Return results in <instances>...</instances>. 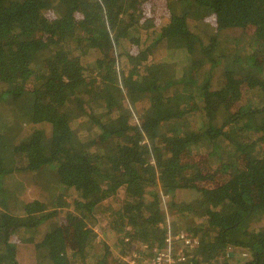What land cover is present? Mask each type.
Here are the masks:
<instances>
[{
  "label": "trees",
  "instance_id": "obj_1",
  "mask_svg": "<svg viewBox=\"0 0 264 264\" xmlns=\"http://www.w3.org/2000/svg\"><path fill=\"white\" fill-rule=\"evenodd\" d=\"M141 1L0 0V264H24L19 247L38 240L35 264H104L111 251L94 253L102 216L121 249L114 264H152L184 220L206 240L178 241L180 263L264 264V0H170L180 7L161 30L143 22ZM206 14L212 28L198 22ZM164 41L185 53L175 73L143 65ZM95 48L102 56L90 59ZM193 61L207 68L202 83L190 79ZM175 86L194 87L210 120L192 124ZM141 100L157 118L135 125L129 103ZM37 172L58 190L57 208L32 199L10 210L6 183Z\"/></svg>",
  "mask_w": 264,
  "mask_h": 264
},
{
  "label": "rangeland",
  "instance_id": "obj_2",
  "mask_svg": "<svg viewBox=\"0 0 264 264\" xmlns=\"http://www.w3.org/2000/svg\"><path fill=\"white\" fill-rule=\"evenodd\" d=\"M180 7V4L175 3L174 4V8L171 4L170 0H142L141 4H140V9L142 11H140V15L142 14L144 17V20L149 21L148 23L150 25H152L154 28H158L159 30H161L164 26H166L171 19V13H177L178 9ZM46 14H50V16L56 17L57 13L54 9L49 10ZM198 22L200 24H205L208 27L212 28V16L210 14H206L205 16L203 15H196ZM151 18V19H148ZM167 42L164 41L163 43H161L158 47H157V53H155V55H150L148 60L143 62V65L147 64V63H154L158 60L164 62V64L167 66V68L172 72L175 73V71L173 70L174 68L177 69V67H180L181 63H185L186 62V58H185V53L184 52H173V49L168 50V45L166 44ZM127 47H128V41L123 40V43L119 46H117V44L115 45L114 43V52H113V57L115 58V63H116V68H117V72L121 74L122 71V66L120 64L119 61V56L120 54L124 51H127ZM130 51H132V53H137L138 51L134 50V45L130 46ZM98 56H102L101 52L99 50H97V48L94 49V51L92 52V54L90 53L89 57L90 59H95ZM117 61V62H116ZM171 68V69H170ZM126 73L129 72V68H126ZM207 68L205 67V69H199V65L198 63H195L193 61L192 66L190 67V79L192 82L194 83H202L204 80V71H206ZM219 77L218 74H216L215 78H213V82L214 85L219 84L220 82L223 83V80ZM180 86H175L170 88V90H168L169 92H173L176 91V93L179 95V103L181 104V107H183L185 105V103H189V114L187 115V117L191 120L192 124L193 121L198 122V118H204L205 120H210L209 115H212V113H209L207 109L204 108V104H203V97H200V93L196 92V89L194 87H192L195 90V93L190 94L187 93L181 89H179ZM116 98L120 101L125 103L126 101H128V97L126 94V90L122 87V89L119 92H116L115 94ZM100 97V96H99ZM100 99H98L99 102ZM130 104L131 110L133 112V116L131 119V123L135 124V125H140L142 123V117H145L147 115H150L153 118H157V112L154 106H151L150 104H148L147 102L141 100L140 104H138V106H136V109ZM98 104H95L96 107V111L98 112H103L105 109L103 107H98ZM103 105V104H102ZM7 117V114L5 115ZM195 116V117H193ZM9 118L10 120H12V115L11 113H9ZM82 124V123H81ZM80 124V125H81ZM167 128H164L162 130L166 131L167 129H172L173 128V124H168V126H166ZM82 128L88 132L91 130V127L89 125V123H84ZM201 158L200 154H194L193 152V156H188L187 160L188 161H196L199 162ZM31 176V175H30ZM29 175H27L26 177H22V176H13L9 179L8 183H6V190L8 192V206L10 210H16L17 207L19 205H23V201H31L32 199H37L43 202H47L50 204H53V208H57V206H55V202L57 201V196L58 195V190H51L48 187L44 188L43 187V183L46 182L47 180L45 178H43L42 172H37L35 173L32 178H28ZM228 177V176H227ZM226 176H222L220 177L223 181H226L227 179ZM207 185V183H206ZM65 200L70 202L72 201V196L70 195H66L64 196ZM171 216V214H170ZM170 220V219H169ZM89 223V227H91V220L88 219ZM100 221L101 223L98 225H94L93 228L95 229V231L98 233V236L96 238L95 241V252L94 253H98L99 255H97L96 257V261H98V259H100L101 261L104 259L103 258V254L104 252L108 249L109 251H111V254L109 256H107V260L104 264H114L116 261V256L114 254H119L121 253V249L116 246V241H115V245L112 244V240H111V236L113 235H109L106 236V232L104 231V227L106 228L108 225V219L104 216L100 217ZM58 222L60 224H67V220H66V215L65 214H61L58 218ZM170 223L171 220H170ZM190 220H184L182 222H178L177 226L180 228L178 229L179 231L182 230H186L188 233H190V231H188L186 228L189 227ZM172 226V225H171ZM173 227V226H172ZM177 231V230H176ZM112 233V231H111ZM199 233L205 234L204 232V227L201 229V231ZM192 234V233H190ZM202 234L199 235V239L202 240H206L203 238ZM116 238V237H115ZM207 238V237H206ZM20 236H14L13 241L14 242H21L20 241ZM198 239V240H199ZM39 241V240H38ZM38 241L34 242L33 244H22L19 247V251L20 252V256L22 258V262L24 264H35L38 254L34 251H32L33 247H37L38 245ZM137 245V244H136ZM76 259H74V263H77V261H75Z\"/></svg>",
  "mask_w": 264,
  "mask_h": 264
},
{
  "label": "built area",
  "instance_id": "obj_3",
  "mask_svg": "<svg viewBox=\"0 0 264 264\" xmlns=\"http://www.w3.org/2000/svg\"><path fill=\"white\" fill-rule=\"evenodd\" d=\"M178 241L184 242L189 248H194L199 240L186 230L176 231L171 225H169L167 236L165 238L167 247L155 248L158 253L153 259L152 264H182L180 262L185 260L186 257L182 254V252H175V245Z\"/></svg>",
  "mask_w": 264,
  "mask_h": 264
}]
</instances>
